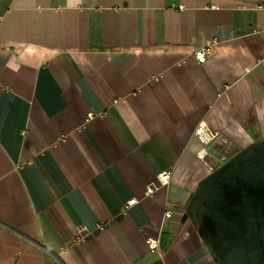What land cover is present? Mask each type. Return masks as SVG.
I'll return each mask as SVG.
<instances>
[{
    "label": "crops",
    "instance_id": "0c3cea01",
    "mask_svg": "<svg viewBox=\"0 0 264 264\" xmlns=\"http://www.w3.org/2000/svg\"><path fill=\"white\" fill-rule=\"evenodd\" d=\"M261 4L0 0V264H216L184 214L219 140L264 137Z\"/></svg>",
    "mask_w": 264,
    "mask_h": 264
},
{
    "label": "water",
    "instance_id": "95a60500",
    "mask_svg": "<svg viewBox=\"0 0 264 264\" xmlns=\"http://www.w3.org/2000/svg\"><path fill=\"white\" fill-rule=\"evenodd\" d=\"M184 218L196 224L216 264H264V139L201 178Z\"/></svg>",
    "mask_w": 264,
    "mask_h": 264
},
{
    "label": "built area",
    "instance_id": "2783aa9c",
    "mask_svg": "<svg viewBox=\"0 0 264 264\" xmlns=\"http://www.w3.org/2000/svg\"><path fill=\"white\" fill-rule=\"evenodd\" d=\"M260 7H264V5H260ZM218 43V40L216 38L212 39L209 43H207L206 45L199 47L198 49H196L194 51V54L196 56V58L200 61V62H205L207 60L208 54L209 52H211V49L213 48L214 45H216ZM196 133L206 142L211 141L215 136L219 135L218 131H215L213 129H211L210 127H207L206 124L200 123L196 129ZM199 158L204 159L206 156V152L205 150H201L198 153ZM213 170V168L211 169V171ZM210 171V172H211ZM160 180L162 183L167 182L168 178L170 176V172L165 171L163 173H161L160 175ZM153 190L152 187H150L148 189V193H151ZM138 199L133 197L131 199H129L125 205L124 208L127 209L130 205H132L133 203L137 202ZM172 215V212L170 210L166 211V217H170ZM99 227H103V225H100ZM80 232L83 233L84 232V227L80 228ZM90 235L91 232L89 233H83L79 238L83 239L85 238L87 235ZM147 242L149 244V247L151 249V251L153 252H158L160 254H162L161 251V245H160V240L158 237H147Z\"/></svg>",
    "mask_w": 264,
    "mask_h": 264
},
{
    "label": "rangeland",
    "instance_id": "374dc122",
    "mask_svg": "<svg viewBox=\"0 0 264 264\" xmlns=\"http://www.w3.org/2000/svg\"><path fill=\"white\" fill-rule=\"evenodd\" d=\"M217 136L214 137L217 138ZM257 138H261L263 139L264 137L262 135H258L255 139ZM219 145L218 150H220V153H217L216 157H217V162L215 166H219L220 164H222L224 161H226L228 158H230L234 153H236L240 148H242L239 144H234V146H231L230 144H228L225 141H220L217 143ZM223 148V150H221ZM216 168V167H215Z\"/></svg>",
    "mask_w": 264,
    "mask_h": 264
}]
</instances>
